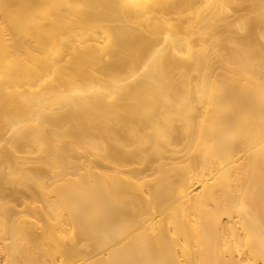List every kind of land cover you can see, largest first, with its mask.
I'll return each instance as SVG.
<instances>
[{"label": "bare ground", "instance_id": "obj_1", "mask_svg": "<svg viewBox=\"0 0 264 264\" xmlns=\"http://www.w3.org/2000/svg\"><path fill=\"white\" fill-rule=\"evenodd\" d=\"M0 264H264V0H0Z\"/></svg>", "mask_w": 264, "mask_h": 264}]
</instances>
